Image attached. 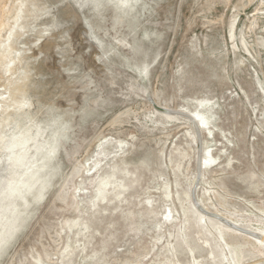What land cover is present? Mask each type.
I'll list each match as a JSON object with an SVG mask.
<instances>
[{
    "label": "rangeland",
    "instance_id": "rangeland-1",
    "mask_svg": "<svg viewBox=\"0 0 264 264\" xmlns=\"http://www.w3.org/2000/svg\"><path fill=\"white\" fill-rule=\"evenodd\" d=\"M18 14L0 46V264H264V0Z\"/></svg>",
    "mask_w": 264,
    "mask_h": 264
},
{
    "label": "bare ground",
    "instance_id": "bare-ground-1",
    "mask_svg": "<svg viewBox=\"0 0 264 264\" xmlns=\"http://www.w3.org/2000/svg\"><path fill=\"white\" fill-rule=\"evenodd\" d=\"M122 1H124V3H127L128 0H122ZM17 17L19 18L20 15L18 14L15 19H17ZM4 58H6V56L3 53L0 52V61H2V59H4ZM22 136H21L22 138L20 139V141H16L15 140L14 142L11 143V156L9 158V162H10L9 163V168L11 169L13 176H16L14 171H16V170L18 171L20 169V167L22 165H24V163H25L24 161L27 159L26 155H27L28 150H27V146H25V145H27V143H29L28 140L31 137L28 134H26V135L24 134ZM19 146H21V148L17 152L15 149L17 147H19ZM48 153L45 154L44 151H42V153H41L42 154V157H41V162L42 163L38 164V166L36 167L38 169H37V171L35 173H33L31 178H28L29 180L27 182L23 183V188L24 189H26V187H28V188H27L26 191H23L22 196L20 197L21 202L22 201L23 202L27 201V197H26L25 193L32 194L31 189L32 188L34 189L35 185L40 184L39 183V179H38L39 178V174L41 172V168H43L44 165L45 166L47 165ZM9 197H12L11 193L9 195H7L4 199L9 198ZM2 207H3V204H2V200L0 199V209ZM16 211H17V208L15 207V205L13 206V204H12V209H10V214L12 213V215L9 218V220L7 221V223L5 224V226L6 225L13 226L14 222L16 221V219L18 217L16 215L17 214ZM4 217H5L4 213L0 210V237L1 238H2V232H3V230H1V226H2V223H4ZM0 243H1V241H0Z\"/></svg>",
    "mask_w": 264,
    "mask_h": 264
},
{
    "label": "water",
    "instance_id": "water-1",
    "mask_svg": "<svg viewBox=\"0 0 264 264\" xmlns=\"http://www.w3.org/2000/svg\"><path fill=\"white\" fill-rule=\"evenodd\" d=\"M25 0H0V46Z\"/></svg>",
    "mask_w": 264,
    "mask_h": 264
}]
</instances>
